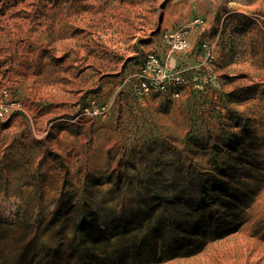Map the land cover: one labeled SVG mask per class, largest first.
<instances>
[{"label":"rangeland","instance_id":"rangeland-1","mask_svg":"<svg viewBox=\"0 0 264 264\" xmlns=\"http://www.w3.org/2000/svg\"><path fill=\"white\" fill-rule=\"evenodd\" d=\"M0 99V264H264V0H0Z\"/></svg>","mask_w":264,"mask_h":264},{"label":"built area","instance_id":"built-area-1","mask_svg":"<svg viewBox=\"0 0 264 264\" xmlns=\"http://www.w3.org/2000/svg\"><path fill=\"white\" fill-rule=\"evenodd\" d=\"M203 20L195 19L194 25L200 26ZM167 42L172 51H184L190 47L191 44V30L189 27H182L169 33ZM203 48L207 46L203 44ZM208 56L213 58L211 52ZM187 83V79L183 71L169 70L162 60L154 53H147L140 72V79L138 83V91L143 96H148L151 93H170L173 97H179V88ZM18 106L16 103L10 106L3 104L0 99V120L5 119L9 114L11 108ZM104 111V108L101 109Z\"/></svg>","mask_w":264,"mask_h":264},{"label":"trees","instance_id":"trees-1","mask_svg":"<svg viewBox=\"0 0 264 264\" xmlns=\"http://www.w3.org/2000/svg\"><path fill=\"white\" fill-rule=\"evenodd\" d=\"M224 228V226H222V227H219L218 229H223Z\"/></svg>","mask_w":264,"mask_h":264}]
</instances>
